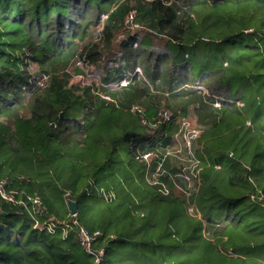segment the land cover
<instances>
[{"label": "trees", "instance_id": "1", "mask_svg": "<svg viewBox=\"0 0 264 264\" xmlns=\"http://www.w3.org/2000/svg\"><path fill=\"white\" fill-rule=\"evenodd\" d=\"M82 60L109 100L69 85ZM187 116L198 185L180 195L161 150ZM0 180L15 192L0 196V264H90L76 226L32 227L84 199L76 220L99 233L102 264H264V0H0Z\"/></svg>", "mask_w": 264, "mask_h": 264}, {"label": "built area", "instance_id": "2", "mask_svg": "<svg viewBox=\"0 0 264 264\" xmlns=\"http://www.w3.org/2000/svg\"><path fill=\"white\" fill-rule=\"evenodd\" d=\"M135 17H136L135 10H130L128 15H127V23H128L129 27H131L133 25ZM104 18H106V16H102L101 20H103ZM134 46H136V45L134 44ZM76 65L78 67H80L82 70H84V68L87 69L89 67L88 63L86 61L84 62L83 60L77 61ZM135 73L141 74V72L138 69H135ZM47 77L48 76L45 75V76H43V78L41 80H39V82H38L39 87L45 88ZM121 83L123 85H125L124 81H121ZM130 111L133 114H138V115L142 116L144 110L141 109L137 105H132L130 108ZM159 118L162 120H167L169 118V115L166 111H163L162 113L159 114ZM186 119H188V120H186ZM192 120L194 121V119L189 117V116L185 117L184 119L182 118V120H181V124L184 127V130L181 131V136H182L181 137V143L182 142L184 143L183 144L184 148L186 149V152L189 155H192L191 151H190L191 144L195 140V137L199 132V130H196L194 127H192L191 129H189V127H188V130H187L186 126ZM142 122L144 124H148L149 126L151 123V121L148 122L146 120H142ZM164 156L170 157L171 153L166 152L164 154ZM158 157H159V155L155 151H147L144 153H137L136 154V159L140 162L145 163L147 165L148 170H150V172H152L150 169L151 163L153 161H155ZM193 158H194L193 159L194 163L192 162V168L190 171H186L181 175L179 173H177L178 175H180V177H182V179L186 185H187V183H189V180L192 181L193 182L192 186H194L196 184L198 185V173H199V170L197 169V160H196L194 154H193ZM160 167H161V163L158 164L154 173L151 174V179L149 180V184L154 185V186H158L160 184L163 185L162 183H160V181L158 179V173L160 172ZM162 188L165 189L164 186H162ZM191 188H193V187H188V192ZM160 190H161V188H160ZM10 192L6 191L5 182L0 180V196L6 200L12 202L14 200L15 192H13L12 194H9ZM28 201L30 202L31 208L34 212V213L31 212V216L33 219H35L34 215H40L42 213L41 203L37 197H31L28 199ZM19 203L23 206V208L25 210H27V206H28L27 202L19 201ZM189 210H191V209H189ZM72 226H76V229H77L76 235H77V239L79 241L81 248L83 249L84 252H86L87 254L92 256V261L90 262V264H102L103 259H104V255H105V249L93 247V244L95 243L99 233L98 232L89 233L85 228L80 226L76 220L75 214L71 215V219L68 222L59 223V222L52 220V218H50V219L44 220L43 222H39L38 220L35 219L33 224H32V227L35 230L47 231L48 233L53 234L57 229H60L62 231L63 235H66L67 232L72 228Z\"/></svg>", "mask_w": 264, "mask_h": 264}, {"label": "rangeland", "instance_id": "3", "mask_svg": "<svg viewBox=\"0 0 264 264\" xmlns=\"http://www.w3.org/2000/svg\"><path fill=\"white\" fill-rule=\"evenodd\" d=\"M134 5H135V2L134 1H130V6L132 7ZM132 8L134 9V7H132ZM202 40L205 41V39H203V38H202ZM206 42H209V40L206 39ZM136 69H138L140 71L139 68H136ZM191 72H192L191 73L192 77H195V70L194 71L192 70ZM135 76H137V82L138 83H140V84L144 83V81H143L144 77H142V74L136 73ZM128 81L130 82V79L124 81L125 85L128 84ZM69 85L70 86H78L80 88H84L85 86H89L91 94L94 96V99L97 96H99L101 99L103 98V99H108L109 100V98H111V97H109L108 95H106L104 93L103 88L101 89L102 85H101V83L99 81V78L96 76L95 72L90 67H88L87 69L84 68V70H82V73H80V74L73 75L71 77V79H70V84ZM119 85H114V87H111L109 89H119L121 86H124L121 82L119 83ZM136 117L138 118V116H136ZM189 117L194 119V117H192V116H189ZM186 120H188V119H186ZM188 127H189V129L194 127L196 130H198L197 129L198 125L196 124L195 119H194V121L192 120L191 122H189V124H187V126H186L187 130H188ZM182 130H184V127H183V125L180 122L179 123V127L177 128V130L172 133V136H171L172 142H171L170 147H168L166 149L164 148V149L161 150L162 153H164V154L166 152H170L171 153V156L169 157L170 165L172 166L173 170L178 168V173L180 175L183 174L186 171H190L191 170L192 162L194 163L193 154L195 153V150L198 149V146H199L198 143H197V139H195L192 142L191 149H190L192 155L187 154L186 149L184 148V145H183L184 143L183 142L181 143V137H182L181 136V131ZM83 161H84V158H81L80 161L77 162V164H78L77 169L78 170L81 168V166L83 164ZM180 175H177L179 177V178L178 177L177 178H178V182H180L181 186L178 185L177 190H174V191L177 194L179 193L180 195H183V193H187L188 194L189 192H188V190H186V187L187 188L188 187H192L193 182L189 180V183H187V185H186L184 183V181L182 180V177H180ZM174 186H176V184H174ZM197 191H198V189H197ZM197 191L194 192V193H197L196 197H197L198 192H199V191L198 192ZM194 193L192 192L190 195H187L185 197V199L187 200V207H186L187 212L189 214H191V215L196 217L198 215V212H197V210L195 209V207L193 205L191 206V202L189 201L190 200L189 196H191V195L193 196ZM94 201L95 200H92V199H84V201H80L77 204V206H76L77 207V212L80 214V216H82L83 214H86L88 211H90L91 207L85 208L84 206L85 205L92 206L94 204ZM68 202H69V200L67 201V205H68ZM189 209H191V210H189ZM217 227H219V224H217ZM118 253L122 255V248L118 249ZM108 254H109V252H108ZM105 258H106V254L104 256V260H105Z\"/></svg>", "mask_w": 264, "mask_h": 264}, {"label": "water", "instance_id": "4", "mask_svg": "<svg viewBox=\"0 0 264 264\" xmlns=\"http://www.w3.org/2000/svg\"><path fill=\"white\" fill-rule=\"evenodd\" d=\"M76 206L77 205L75 202H73V201L68 202V208H69V211L72 215L77 213V207Z\"/></svg>", "mask_w": 264, "mask_h": 264}]
</instances>
